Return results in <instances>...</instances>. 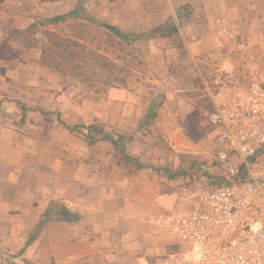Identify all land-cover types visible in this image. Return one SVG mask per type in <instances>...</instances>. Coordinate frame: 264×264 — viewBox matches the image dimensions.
<instances>
[{"label": "crops", "instance_id": "obj_1", "mask_svg": "<svg viewBox=\"0 0 264 264\" xmlns=\"http://www.w3.org/2000/svg\"><path fill=\"white\" fill-rule=\"evenodd\" d=\"M129 1L97 0L95 6L126 12ZM181 1L202 32L217 17L227 18L238 38L253 41L264 30V0ZM81 2L26 0L17 6L46 17L78 11ZM30 40L0 36V264H157L184 250L163 219L191 209L182 193L194 186L206 190L210 180L196 171H160L167 162L132 145L124 155L136 169L116 165L115 151H101L102 141L83 128L73 131L93 118L87 122L83 107L69 99L68 77L44 66L41 44ZM258 162L260 169L264 149Z\"/></svg>", "mask_w": 264, "mask_h": 264}, {"label": "rangeland", "instance_id": "obj_2", "mask_svg": "<svg viewBox=\"0 0 264 264\" xmlns=\"http://www.w3.org/2000/svg\"><path fill=\"white\" fill-rule=\"evenodd\" d=\"M25 1L0 0V36H21L41 44L43 65L68 77L69 99L83 107L87 122L93 118L89 125L73 126V131L83 128L89 138L101 140L100 150L115 151L116 165H129L127 172L136 169L124 155L132 145L167 162L158 165L160 171L172 175L196 171L194 175L202 173L200 178L207 179L219 151L210 124L219 98L214 79L222 73L227 94L242 93L250 66L257 63L264 71V30L253 41L238 38L223 17L234 31L232 36H217L216 18H209L202 32L188 3L181 0H133L127 3L132 11L115 13L97 11V0H82L78 11L75 7L59 15L67 17L64 21L49 24L58 15L43 17L21 10L17 5ZM183 8L190 16L177 17ZM105 25L117 28L125 39ZM158 28L163 31L154 33ZM103 136L116 145L104 142ZM198 188L186 190L183 199L188 202L189 193Z\"/></svg>", "mask_w": 264, "mask_h": 264}, {"label": "built area", "instance_id": "obj_3", "mask_svg": "<svg viewBox=\"0 0 264 264\" xmlns=\"http://www.w3.org/2000/svg\"><path fill=\"white\" fill-rule=\"evenodd\" d=\"M188 16L182 9L177 17ZM214 29L221 38L233 33L225 18H216ZM226 81L222 73L214 79L219 98L210 124L219 151L210 186L189 193V212L163 219L184 250L157 264H264V165L256 168L264 149V71L252 64L240 94H227Z\"/></svg>", "mask_w": 264, "mask_h": 264}, {"label": "trees", "instance_id": "obj_4", "mask_svg": "<svg viewBox=\"0 0 264 264\" xmlns=\"http://www.w3.org/2000/svg\"><path fill=\"white\" fill-rule=\"evenodd\" d=\"M66 18H67L66 16H58V17H55L52 20L48 21V23L49 24H57L59 22L64 21ZM104 28L107 29V30H110V31H115V33L119 34V36L121 35V33L119 32V30L117 28H115V27H112L110 25H105ZM162 31H163L162 28L161 29L158 28V29H155L154 30V33L162 32ZM120 37L123 38V39H125V36L124 35H121ZM44 61H45V58L43 57L42 58V62H44ZM102 139L111 142L113 145H116V142H114V140H112V138L109 137V136H103ZM138 167H140V166H138ZM63 216L66 217L65 214H63Z\"/></svg>", "mask_w": 264, "mask_h": 264}]
</instances>
